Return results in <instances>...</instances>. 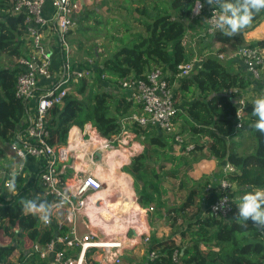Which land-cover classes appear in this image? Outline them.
<instances>
[{
    "label": "trees",
    "instance_id": "trees-1",
    "mask_svg": "<svg viewBox=\"0 0 264 264\" xmlns=\"http://www.w3.org/2000/svg\"><path fill=\"white\" fill-rule=\"evenodd\" d=\"M103 2L107 4L108 0ZM194 2L167 0L161 4H150L148 0H137L134 11L138 17L135 21L142 31L112 38L116 39L118 47H114L108 54L96 51L99 56L103 55L99 61L88 58L90 64L87 60L72 62L74 68L93 72L95 81L108 83V89H95L94 92L93 85L87 84L85 79L76 81L72 85L75 92L66 95L63 105L48 111V143L63 144L71 127L81 128L88 122L106 138L119 136L123 129H131L136 134L143 133L151 126L141 128L136 122L128 121L141 108L127 100V91L120 89L117 82L123 78L142 79L146 73L159 69L172 93L176 108L174 122H179L180 134L189 138L204 137L205 145L200 148L205 146L207 152L220 162V174L225 163L233 166L234 173L225 176L230 186L236 188L225 192L230 201L234 193L239 192L243 196L246 192L264 189V135L253 127L258 118L252 115L253 101L264 96V76L261 80L253 81L249 75H244L246 71L243 66L241 70L229 71L225 64V57L242 46L264 53V39L245 42L242 37L264 22V10L255 15L249 28L229 38L219 32L211 35L205 33V19L192 16ZM201 2L204 3V0ZM205 6L200 14L204 17L208 10ZM82 12L84 15H79L77 19L80 25L93 14V11ZM23 21V14L12 13L10 0H0V161L6 158L10 143L25 128L26 120L33 112L27 101L14 96L20 70L16 59L28 51ZM94 22L102 24L97 18ZM204 39H209L208 47L205 48L207 53L202 54L200 49L198 58H193L191 44L194 40ZM215 43L218 47L212 50ZM57 53L60 58L59 48ZM219 54L224 57L219 58ZM187 62H193L192 71L188 76L179 78L177 66ZM252 84L255 89H252ZM46 86H49V82L40 79L34 95L37 96ZM251 92L255 94L254 97L245 99L244 95ZM240 99L245 101L244 118L241 128L235 129L234 117ZM243 134H248L254 147L248 154L240 155L236 152L238 144L233 139ZM184 144L187 142L184 141ZM144 145L145 153L151 149L156 150L151 139ZM194 145L193 149L197 143L194 142ZM128 173L142 187L139 199L141 207L135 204L133 208L144 212L142 207L157 200L146 192L150 187L155 189L156 184L146 180L147 175L153 172L142 156L129 165ZM33 180L32 175L30 182ZM16 181L18 189L15 194H0V234L8 236L12 232L11 237H26L31 243L43 245L56 233V225L45 226L38 215H25L21 201L35 199L50 206L52 200L36 199L31 194L30 184L22 186L24 182L21 176H16ZM192 200L193 192L182 208L190 205ZM240 200L232 202V209L225 218H217L208 213L188 223L190 229L181 234L187 237L186 244L176 245L170 239L152 238L148 242L147 253H153L154 257L148 259V264H264V229H258L251 221L245 229L235 219ZM16 250V245L0 242V264H22L27 260L28 263L45 264L36 255L19 254L21 257L14 261L12 255ZM174 251L177 252L175 262L171 259ZM24 256L26 259H23Z\"/></svg>",
    "mask_w": 264,
    "mask_h": 264
},
{
    "label": "built area",
    "instance_id": "built-area-1",
    "mask_svg": "<svg viewBox=\"0 0 264 264\" xmlns=\"http://www.w3.org/2000/svg\"><path fill=\"white\" fill-rule=\"evenodd\" d=\"M46 0H10L11 10L14 14L24 15L25 40L27 53L16 59L20 67L14 86V96L21 101L35 99V107L32 114L26 120L25 128L19 131L9 145L10 152L18 159V164L8 171H0L3 180L0 183L2 190H9L7 181L15 176H23L25 162L31 159L41 164L33 175L34 180L29 184L31 194L36 199H51L54 208L50 212L51 217L61 214L64 218H58L56 224L59 228L66 224L67 230L53 234L52 238L41 245L32 243L30 252L41 260H49L53 264H89L86 253L92 250L102 252V264H124L115 251L121 247L117 239L113 224L101 217V211L105 208V196L101 194L102 183L91 173L78 174L72 188L68 187L65 178L64 165L69 156V150L65 146L49 144V131L46 127L48 111L55 106L61 107L72 85L80 80L93 75L89 69L74 68L71 65L68 35L75 29L77 19L81 13V5L78 0H49L52 14L49 19L42 17V7ZM202 3V2H201ZM206 4V3H205ZM195 6V2L193 7ZM207 10L205 19V33L210 31L212 21L220 12L217 5L205 6ZM202 11V10H201ZM50 27L53 38L60 51L59 64L55 68L51 54L44 48L41 31ZM222 57L221 55H218ZM229 57L239 62L247 75L253 81L261 80L264 76V53L256 49L242 46L229 54ZM90 64L91 61L87 60ZM193 62L183 63L177 66L178 77H185L192 71ZM103 79V76L100 75ZM44 79L49 86L43 87L35 96L36 85ZM120 89L127 91V100L132 101L141 108V114L129 117L140 127L150 125L161 132L172 136L176 144H181L182 139L176 131L173 123L176 108L167 80L159 69L146 73L142 79L123 78L117 82ZM244 100L240 99L235 113L234 128H241ZM234 168L225 163L221 168L219 181V197L208 207V213L215 217L225 218L231 211V201L225 192L230 188V183L225 176L233 174ZM23 178V177H22ZM28 184V185H29ZM23 186V184H22ZM18 184L16 181L15 192ZM222 205V206H221ZM81 216V217H80ZM80 217L89 228L84 234H79L75 227L76 218ZM49 222L43 225H50ZM146 242L147 239L145 238ZM79 248L76 255L70 252ZM154 254L150 253L149 258ZM177 252L171 255L172 261H176Z\"/></svg>",
    "mask_w": 264,
    "mask_h": 264
},
{
    "label": "crops",
    "instance_id": "crops-1",
    "mask_svg": "<svg viewBox=\"0 0 264 264\" xmlns=\"http://www.w3.org/2000/svg\"><path fill=\"white\" fill-rule=\"evenodd\" d=\"M78 1L82 7L80 15H84L82 11H90L93 0ZM41 13L44 19L50 18L52 9L49 0H46L43 4ZM72 33L73 31L69 34L68 38ZM41 34L44 48L51 54L53 65L56 68L60 59L57 53L58 44L54 40L49 26L44 28ZM215 49L212 48V50ZM229 54L225 57L227 69L229 71L243 69L239 62L229 57ZM219 55L222 56H218L219 58L224 57L223 54ZM70 59L71 63L81 62L80 58L73 53H71ZM244 75L247 76V73L244 72ZM92 77L93 75L85 80L87 81ZM96 87L97 90H106L108 89V83L100 81ZM252 89H255L254 84H252ZM246 96L249 97L250 94ZM27 104L33 110L35 99H30ZM140 114L141 111L135 116ZM173 123L176 131L180 134L179 122H174L173 119ZM125 130H129L130 132L122 134ZM123 131L119 136H114L117 138L113 136L106 138L99 134L91 123L88 122L81 128L71 127L65 142L58 146H65L69 150L68 160L64 164L66 165L64 176L68 180L69 188L73 187L77 175L81 173H91L102 183L101 194L105 196V208L100 214L103 220H107L113 224L116 237L121 242V247L115 251V254L119 255L124 264H148V259L150 258L147 253V246L152 238L157 240L170 239L176 245L186 244L187 237H183L181 234L190 229L188 228V223L193 222L196 218H203L208 214L209 205L219 196V181L221 179L220 162L207 152L205 146L200 148L201 145H205L206 139L204 137L189 138L185 134H180L182 143L179 145L173 141L171 135L161 132L153 126L140 134H136L131 129H123ZM136 138L140 139L141 145L137 143ZM120 139L122 140L119 142V149L114 150ZM149 139L154 143L156 150L151 149L145 153L143 152L144 144ZM246 140H250L251 142L250 149L244 148ZM184 141L187 144H184ZM233 141L238 144L236 152L240 155L248 154L254 147V142L249 138L248 134L236 136ZM129 142H131V147H128ZM194 142L197 143L195 149H193L195 146ZM122 147L125 148L123 149ZM112 151L118 157L106 160L105 158L110 157H106L105 154ZM142 156L145 157L149 170L153 172V174L147 175L146 180L156 184L155 189L150 187V189H146V192L157 198L149 206L142 207L144 212L138 208H133L135 204L141 207L139 199L142 196L140 189L142 187L128 173L129 165ZM113 160L120 163L118 171L121 175L119 177L116 175L109 177L107 174L109 165L114 163ZM18 162V159L9 151L6 158L0 161V166H4V168L0 167V171L11 170ZM40 164V162L27 159L22 176L23 186H27L30 183L31 174L36 171ZM202 179L205 180L201 181ZM2 180L3 177L0 174V183ZM117 182L121 184V187L118 186ZM126 185L130 186L128 194L125 192ZM234 190L236 188L234 185H231L229 191ZM2 191L6 190H2L0 187V194ZM192 192V203L182 208ZM241 197L242 195L239 192L234 193L230 197L231 202L241 199ZM50 206H53V202ZM181 208L182 210H179ZM64 215L62 216L59 213L57 217H51L50 226L55 225L58 218L63 219ZM80 217L76 218L75 227L79 234H84L89 228ZM56 227L58 226L56 225ZM56 227H54L55 231L59 232V227ZM67 227L66 224H62L59 229L65 231L68 229ZM128 228L131 230L129 237ZM145 238L147 239L146 242L144 241ZM12 244L16 245L15 243ZM78 251L79 248H75L70 253L76 255ZM22 255L35 254L30 252L29 246V250ZM85 256L89 264H102V252L98 250H92L86 253ZM41 261L45 262V264H53L49 260Z\"/></svg>",
    "mask_w": 264,
    "mask_h": 264
},
{
    "label": "rangeland",
    "instance_id": "rangeland-1",
    "mask_svg": "<svg viewBox=\"0 0 264 264\" xmlns=\"http://www.w3.org/2000/svg\"><path fill=\"white\" fill-rule=\"evenodd\" d=\"M148 1L150 4L151 2L161 4L162 2L167 1V0H148ZM136 2L137 0H129V1L127 0H108L107 4H105L103 0H93V4L91 5V9H90V12L93 11V14H91L88 17L89 19L87 21L85 20L81 22V25L77 23L75 29L73 30V33L68 38L69 43L72 44L69 46L70 55L71 53L75 54L76 56L80 58L81 61L84 59L87 60L88 58H91L92 60L96 59L97 61H99L102 59L103 55L99 56L98 54H96V51H101L104 54H108V52H111V50L114 47L115 48L118 47L116 46L117 45L116 39L113 40L112 38H120L121 36H126L128 32L134 33L138 31H142L141 27L135 21V18L138 17L136 15V12L134 11L135 6H137ZM96 18L100 20L102 24L98 25L97 23H95L94 20ZM242 37L245 40V42H251L254 40L264 39V22L260 23L253 30L243 34ZM118 44H120V41L118 42ZM208 44H209V39H204V40H199V41L194 40L193 43L191 44L193 46L192 50L194 51L193 58H198L200 49H201L202 54H206L205 48L208 47ZM217 46L218 45L215 43L212 46V48L215 49L217 48ZM93 76H95V74H93ZM86 82L87 84L93 85V90L97 88L96 85L98 84V82L95 81V77L90 78ZM86 91L87 89L85 90V92ZM69 92L70 94H73L75 92L74 88H72ZM249 94H250L249 97L244 95V98L251 99L255 95L252 92L248 93L247 95ZM125 132H130V131L125 130L122 132V134H124ZM114 138H117V137H114ZM121 140L122 139H120L117 142L114 150L119 149L118 146H120L119 142ZM136 141L137 143L140 144V139L136 138ZM128 144H129L128 147H131V142H129ZM250 147H251L250 140H246L244 148L250 149ZM122 148L124 149L125 147H122ZM109 154L110 153H106L105 154L106 157ZM116 163H119V162H116ZM0 167L4 168L3 165H1ZM1 194L13 195L15 193L12 191L6 190V191H2ZM127 231H128V237H129L130 231H131L130 228H128ZM8 234H9L8 236L4 234H0V242L1 243L11 242V243H15L18 246V249L12 255V260L15 261L19 259L21 256H23L22 254L24 252L29 250V246L31 243L25 237H14V236L11 237L12 232H9ZM21 251L22 253H20ZM23 259H26L25 256ZM25 263L27 264L28 260L22 264H25ZM16 264H19V263H16ZM28 264H31V262Z\"/></svg>",
    "mask_w": 264,
    "mask_h": 264
},
{
    "label": "clouds",
    "instance_id": "clouds-1",
    "mask_svg": "<svg viewBox=\"0 0 264 264\" xmlns=\"http://www.w3.org/2000/svg\"><path fill=\"white\" fill-rule=\"evenodd\" d=\"M205 3L211 6L215 4L220 8V12L212 21L210 31L219 32L229 38L249 28L255 15L264 10V0H204V3L195 0L193 14L199 15ZM252 106V115L258 118L253 127L264 135V96L255 99ZM6 186L9 191L15 192V175L7 181ZM21 204L25 215H39L45 223L49 222L50 206L46 202L29 199L22 200ZM237 209L235 219L240 221L242 227L246 229L251 221L259 229H264V189L246 192L241 197Z\"/></svg>",
    "mask_w": 264,
    "mask_h": 264
},
{
    "label": "bare ground",
    "instance_id": "bare-ground-1",
    "mask_svg": "<svg viewBox=\"0 0 264 264\" xmlns=\"http://www.w3.org/2000/svg\"><path fill=\"white\" fill-rule=\"evenodd\" d=\"M94 142H96V141H94ZM103 146V145H102ZM110 154L107 156V157H110V158H105L106 160H110L111 158H117L116 157V153H113V151L112 152H109ZM124 158V157H123ZM124 160H125V158H124ZM115 160H113V162H114ZM110 164H112V163H110ZM110 167H109V169L107 170V174H108V176L109 177H112L113 175H117L118 177L121 175L120 173H119V171H118V167H119V163H116V162H114L112 165H109ZM103 175V174H102ZM117 184H118V186L119 187H121V184L119 183V182H117ZM125 192L128 194L129 192H130V186H126V188H125Z\"/></svg>",
    "mask_w": 264,
    "mask_h": 264
},
{
    "label": "water",
    "instance_id": "water-1",
    "mask_svg": "<svg viewBox=\"0 0 264 264\" xmlns=\"http://www.w3.org/2000/svg\"><path fill=\"white\" fill-rule=\"evenodd\" d=\"M98 156V155H97ZM54 208V206H50V212H51V210ZM38 217H39V215H38ZM40 218V217H39ZM49 218H50V213H49ZM258 228V227H257ZM259 229V228H258Z\"/></svg>",
    "mask_w": 264,
    "mask_h": 264
}]
</instances>
